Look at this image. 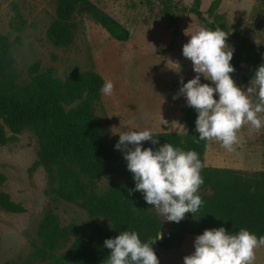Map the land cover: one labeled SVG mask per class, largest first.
Segmentation results:
<instances>
[{
	"label": "rangeland",
	"instance_id": "obj_1",
	"mask_svg": "<svg viewBox=\"0 0 264 264\" xmlns=\"http://www.w3.org/2000/svg\"><path fill=\"white\" fill-rule=\"evenodd\" d=\"M90 1L129 31L127 41H116L99 25L76 17L72 44L56 48L46 38V30L55 14V0H0V36L7 42L5 50L14 58L17 83L26 84L34 66L38 67V73L53 70L60 79L93 68L102 77L103 84L106 80L114 84V94L108 97L101 92L94 107L109 144L115 145L119 133L129 129L185 135L188 126L181 109L187 104L185 97L177 93L182 82L186 83L196 74L191 61L183 57L182 46L189 39L186 34L206 28L188 10L194 0ZM213 1L199 0L200 12L210 21L214 20V15H209L207 10ZM214 14L223 16V23L228 27L226 33L236 46L242 48L243 44L244 52L254 54L255 50L253 57L264 60V0H219ZM235 32L237 38L233 37ZM173 62L180 65V70ZM253 75L242 63L233 80L246 90ZM242 76L246 77L245 82L241 81ZM4 81L3 72L0 86ZM201 83L211 84L203 77ZM161 116L167 125L160 124ZM238 135L239 143L232 152L217 141H208L204 166L235 170L246 178L264 170V127L259 132H250L249 126H245ZM36 152V138L30 130H24L15 141L0 145V173L5 177L0 192L7 193L25 209L21 214L0 212V264H54L67 250L73 238L53 250L52 256L37 255L41 245L37 227L47 208L58 217L61 226L72 224L82 236L91 235L96 227L108 228L102 219L90 218L77 204L56 199L48 190L42 167L30 172ZM123 161L119 150L118 160L111 163L110 171L97 181L98 192L121 179ZM199 192L210 194L208 189L200 188ZM150 212L161 220L164 235L171 222L154 207ZM196 236L187 235L181 244L171 249L160 248L159 264H172L190 255ZM255 264H264V248L257 250Z\"/></svg>",
	"mask_w": 264,
	"mask_h": 264
},
{
	"label": "trees",
	"instance_id": "obj_2",
	"mask_svg": "<svg viewBox=\"0 0 264 264\" xmlns=\"http://www.w3.org/2000/svg\"><path fill=\"white\" fill-rule=\"evenodd\" d=\"M199 4V0H194L188 10L200 23L211 30L228 31L223 16L214 14L219 0H214L207 10L209 15H214L212 21L202 15ZM54 12L46 38L56 48L72 44L76 17L99 25L116 41L125 42L129 38V31L121 23L90 0H55ZM236 33L234 38H237ZM227 43L234 50L231 61L235 71L244 63L254 73L264 64L263 59L253 57L255 50L254 54L244 52L245 45L236 46L229 36ZM6 46L5 38L0 36V75L4 72L5 78L0 86V145L13 142L24 130H30L37 143L36 160L30 172L42 167L48 190L56 199L77 204L90 218L102 219L108 226L107 229L96 227L91 235L82 236L72 224L61 226L58 217L47 208L37 227L41 244L37 255L52 256L53 250L73 238L54 264H106L110 255V250L104 246L106 239L126 230L136 231L143 242L156 237L161 232L162 222L150 212L153 206L145 202L141 192H130L135 182L125 159L121 179L103 192L97 191V181L110 171L111 163L118 160L119 151L105 140L94 112L101 96L102 77L92 68L60 79L53 70L38 73V67L34 66L29 81L19 85L14 58L5 50ZM230 75L233 78L235 72ZM241 81L245 82L246 77L242 76ZM181 111L188 126L185 135L154 133L158 143L146 141L142 147L156 150L170 143L185 151H196L204 165L208 141L195 142L198 139L197 113L189 106ZM201 175L204 178L201 188L208 189L210 194L199 192L204 201L200 210L186 214L179 223L171 222L163 238L152 245L156 255L160 248L178 246L187 235H200L205 229L221 226L232 234L246 228L258 237L264 235V170L246 178L235 170L204 166ZM4 181L0 173V187ZM0 212L21 214L25 209L7 193L0 192Z\"/></svg>",
	"mask_w": 264,
	"mask_h": 264
},
{
	"label": "clouds",
	"instance_id": "obj_3",
	"mask_svg": "<svg viewBox=\"0 0 264 264\" xmlns=\"http://www.w3.org/2000/svg\"><path fill=\"white\" fill-rule=\"evenodd\" d=\"M182 46V55L192 63L196 74L182 82L177 95L186 99L197 117L195 131L199 141H217L225 150L234 151L240 130L249 126L250 132L264 127V64L254 72L246 90L237 86L231 73L233 49L229 34L220 28L200 27ZM179 67L177 62H173ZM201 77L209 83H201ZM104 96L114 94V84L106 80L101 88ZM161 125L168 122L162 118ZM157 144L150 129L126 130L119 133L114 148L122 151L127 170L135 182L131 191L141 192L145 202L153 206L166 221L179 223L186 214L197 213L204 201L199 190L204 183V167L199 154L164 143L158 149L142 147L143 142ZM163 238L157 236L143 242L136 231H122L104 241L110 250L106 264H159L152 247ZM264 248V235L257 236L246 228L232 234L223 226L205 229L194 239V251L183 257V264H255L256 252Z\"/></svg>",
	"mask_w": 264,
	"mask_h": 264
},
{
	"label": "crops",
	"instance_id": "obj_4",
	"mask_svg": "<svg viewBox=\"0 0 264 264\" xmlns=\"http://www.w3.org/2000/svg\"><path fill=\"white\" fill-rule=\"evenodd\" d=\"M172 264H183V257H181L180 260H178V261H177V259L174 260V262Z\"/></svg>",
	"mask_w": 264,
	"mask_h": 264
}]
</instances>
